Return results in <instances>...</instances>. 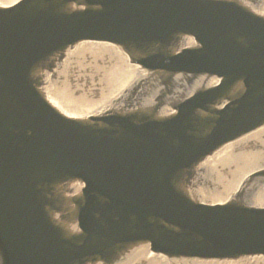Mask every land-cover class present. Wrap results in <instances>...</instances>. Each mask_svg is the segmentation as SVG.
I'll return each mask as SVG.
<instances>
[{
	"label": "water",
	"instance_id": "water-1",
	"mask_svg": "<svg viewBox=\"0 0 264 264\" xmlns=\"http://www.w3.org/2000/svg\"><path fill=\"white\" fill-rule=\"evenodd\" d=\"M2 1L0 264L264 259V0Z\"/></svg>",
	"mask_w": 264,
	"mask_h": 264
}]
</instances>
